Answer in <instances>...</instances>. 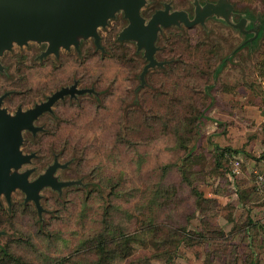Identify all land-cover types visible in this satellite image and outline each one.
<instances>
[{
    "label": "rangeland",
    "instance_id": "374dc122",
    "mask_svg": "<svg viewBox=\"0 0 264 264\" xmlns=\"http://www.w3.org/2000/svg\"><path fill=\"white\" fill-rule=\"evenodd\" d=\"M146 1V20L166 2L193 17L194 0ZM228 1L244 29L264 15V0ZM126 25L119 13L99 30L103 53L91 39L61 60L35 58L44 45L14 47L31 68L0 77V92L20 79L19 103L73 80L97 95L66 98L64 130L39 138L67 164L59 180L82 186L42 190L41 219L15 192L0 207V249L11 264H264V33L239 47L247 35L216 17L163 29L155 59L167 64L141 86L142 51L116 39ZM38 155L22 168H36L31 179L44 169ZM99 244L106 256L94 254Z\"/></svg>",
    "mask_w": 264,
    "mask_h": 264
},
{
    "label": "water",
    "instance_id": "95a60500",
    "mask_svg": "<svg viewBox=\"0 0 264 264\" xmlns=\"http://www.w3.org/2000/svg\"><path fill=\"white\" fill-rule=\"evenodd\" d=\"M146 0H0V75L4 73L1 58L14 50V47L26 48L30 43L44 45L39 60L50 56L58 58L61 50L79 52L81 42L91 39L100 52L99 30L108 26L117 14L121 13L127 25L120 31L117 41L134 43L136 51H142L146 62L139 76L141 86L144 76L153 68H161L167 62H159L155 54L159 51L156 45L163 29L184 27L192 29L203 26L211 17L222 20L226 25L247 35L239 46L258 42L259 18L253 20L251 27L245 28L246 19L232 22L233 5L228 0L206 1L200 4L193 2V17L183 10H172L171 4L163 3L162 9L156 10L146 20L142 11ZM252 20V18H249ZM258 20V24L255 23ZM94 93L93 89L78 88L77 83L63 87L51 94L41 103L29 109L19 107L14 114L2 107V100L9 93L0 97V207L2 202L11 206V197L15 192L24 196V203H32L41 219L44 209L40 204V193L50 189L58 194L71 186H82L79 180L62 181L56 176L58 170L66 168L55 158L44 167L43 171L31 179L36 168L22 169L31 166L37 153L23 151L24 132L36 134L42 127L34 125L36 120L51 110L52 106L64 98L77 99ZM5 232L0 231V237Z\"/></svg>",
    "mask_w": 264,
    "mask_h": 264
},
{
    "label": "flooded vegetation",
    "instance_id": "af4514ba",
    "mask_svg": "<svg viewBox=\"0 0 264 264\" xmlns=\"http://www.w3.org/2000/svg\"><path fill=\"white\" fill-rule=\"evenodd\" d=\"M40 54H41V51L38 53L37 56H35V58L37 57V59H38V56ZM59 56H60V54H59ZM59 56H58V58H55V57H53V58L54 59L61 60L62 56H60V57ZM27 58L28 57H26V55H23V54H14L13 51L10 52V53H8V54H5L1 58L2 66L4 67V73L1 74L0 77L5 78L8 75V78L12 79L13 78V74H14L13 71H14V68H17L15 66L17 65L18 61H20L21 63H23V68H26V70H30L31 65L29 63L27 64V62H25V61L28 60ZM55 69H56V67H55ZM13 83L14 82L11 81L9 83V87ZM74 83H77V87H78V82L76 80H73V83L71 85H74ZM71 85H69V86H71ZM69 86H66V85L65 86H61V87L59 86L56 89H54V88H52V89L47 88L46 89L47 91L44 92L45 97L42 100H39V101H36V102L34 101L33 103H32V100H31V103H29L28 100H27V98H25V97H28L30 93H32V95H33V92L30 89L28 90V93L24 97L25 99L24 100H21V103H19V99H20L19 96H21V95L17 94V90H16L15 86H14V88L10 87L9 90H7V91H1L0 92V97L4 93H9L5 98H3V100H2V107H4L7 110V112L14 114L19 107H21L22 109H29V108L33 107L35 104L41 103V102L45 101L47 99V97H49L51 94H53L54 92L58 91L59 89H61L63 87H69ZM80 89H82V88H80ZM87 89H89V88H87ZM91 95H95V96L97 95V93H95V90H94V93H92ZM67 98H69L70 100H72L73 104H76V101H75L76 99L75 98H70V97H67ZM65 99L66 98H64L63 100H60L57 103H55L52 106V108H51L50 111L42 114L36 120V122L34 123V125L37 126V127H42V130L41 131L36 132V134H32L31 132H28L27 131V132H24V134H23L24 142H23V146L22 147L24 149L26 148V150H27L26 153H32V152L37 153L36 154L37 157L35 158V160L38 159V156H39L38 154L42 153V155L44 157L42 163L40 164V166H42V167L48 166L50 164L49 163V160L51 158L53 160L55 158L57 159V157L55 156V153H56V149L55 148H53L52 150H49V149L44 150L45 152L48 153L47 156H44L43 151L40 150L39 144H41V140L39 138L43 134H45V132H46L45 131L46 130L45 128L47 126L49 128L51 127L50 129H51V132L52 133H50L49 135L52 134V136H55V137H57L60 134V132L62 130H64V128H65L64 118H63V114H61V110L64 109V105L65 104H63V101ZM27 104H31V107H26L25 108V105H27ZM64 113H65V109H64ZM50 117H52V119H54V118L57 117V119L56 120H52V119H50ZM64 117H65V114H64ZM43 119L47 122L46 125H41L39 123V121H42ZM54 121H57L56 124L54 123ZM30 145H32V147H30ZM64 152H65V146H64V143H62V150L60 152V156L61 155H64ZM53 160H52V162H53ZM61 164H65V163H61Z\"/></svg>",
    "mask_w": 264,
    "mask_h": 264
},
{
    "label": "trees",
    "instance_id": "16d2710c",
    "mask_svg": "<svg viewBox=\"0 0 264 264\" xmlns=\"http://www.w3.org/2000/svg\"><path fill=\"white\" fill-rule=\"evenodd\" d=\"M259 23H260V32H259V36H260L261 33H264V15H261L259 17ZM22 68H23V63H21L20 61H18V63H17V70L18 71L17 72H20L22 70ZM19 82H20V79L17 80L15 82V84L13 83L12 85H10V87L14 88V86H15V88H18L20 86L19 85L20 84ZM21 96H19V98H21ZM30 147H32V145H30ZM225 150H228V149H225ZM43 154H44V156H47L48 155V153L45 152L44 150H43ZM93 251H94V254H96V255L102 254V255L106 256L105 255L106 252H104V250H103V248L101 247L100 244H99L98 247H95L93 249ZM0 257H1V259H3L2 262L4 264H11V262L13 261V259L11 258V255H9V253H8V251H7L6 248H4L3 250L0 249ZM108 262H109V258L107 256L106 257H103L102 256V257H99L97 260H95L93 262L85 263V264H107ZM14 264H22V263H19L17 261L15 263V261H14ZM25 264H27V263H25Z\"/></svg>",
    "mask_w": 264,
    "mask_h": 264
},
{
    "label": "built area",
    "instance_id": "2783aa9c",
    "mask_svg": "<svg viewBox=\"0 0 264 264\" xmlns=\"http://www.w3.org/2000/svg\"><path fill=\"white\" fill-rule=\"evenodd\" d=\"M256 179L258 183L264 182V166L262 167L261 171L257 173Z\"/></svg>",
    "mask_w": 264,
    "mask_h": 264
}]
</instances>
